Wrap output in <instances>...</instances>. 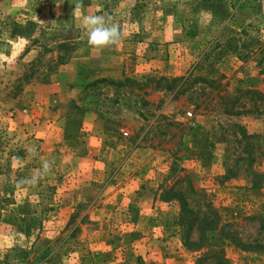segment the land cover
<instances>
[{
  "label": "rangeland",
  "instance_id": "374dc122",
  "mask_svg": "<svg viewBox=\"0 0 264 264\" xmlns=\"http://www.w3.org/2000/svg\"><path fill=\"white\" fill-rule=\"evenodd\" d=\"M77 2L0 0V264H264V0Z\"/></svg>",
  "mask_w": 264,
  "mask_h": 264
},
{
  "label": "clouds",
  "instance_id": "9594fccd",
  "mask_svg": "<svg viewBox=\"0 0 264 264\" xmlns=\"http://www.w3.org/2000/svg\"><path fill=\"white\" fill-rule=\"evenodd\" d=\"M72 17L79 21L78 27L84 31L89 48L96 54L119 46L124 39V32L119 22L115 21L111 15L86 13L82 0L75 4ZM40 23L45 24L42 20ZM51 23H55V21ZM28 153L35 156V147H29ZM51 170L52 162L45 160L41 167L35 169L29 177L20 179L17 182V187L37 185Z\"/></svg>",
  "mask_w": 264,
  "mask_h": 264
},
{
  "label": "built area",
  "instance_id": "2783aa9c",
  "mask_svg": "<svg viewBox=\"0 0 264 264\" xmlns=\"http://www.w3.org/2000/svg\"><path fill=\"white\" fill-rule=\"evenodd\" d=\"M188 114H189L190 116L192 115V113H191V112H189Z\"/></svg>",
  "mask_w": 264,
  "mask_h": 264
}]
</instances>
